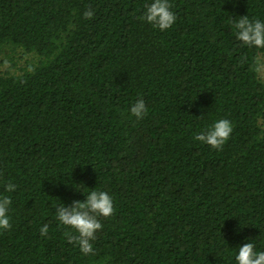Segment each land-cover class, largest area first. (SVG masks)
<instances>
[{
  "label": "trees",
  "instance_id": "trees-1",
  "mask_svg": "<svg viewBox=\"0 0 264 264\" xmlns=\"http://www.w3.org/2000/svg\"><path fill=\"white\" fill-rule=\"evenodd\" d=\"M147 2L0 0V50L36 59L0 74V264H234L247 240L264 250V47L234 29L264 20V0H169L163 32L140 19ZM222 118L220 149L194 139ZM81 183L114 205L87 255L54 214L83 201Z\"/></svg>",
  "mask_w": 264,
  "mask_h": 264
},
{
  "label": "clouds",
  "instance_id": "clouds-1",
  "mask_svg": "<svg viewBox=\"0 0 264 264\" xmlns=\"http://www.w3.org/2000/svg\"><path fill=\"white\" fill-rule=\"evenodd\" d=\"M85 17H92L91 10L84 13ZM140 19L161 32L168 30L175 22L176 16L171 10L169 0H149L145 3ZM235 37L245 46L264 47V20L250 19L247 15L240 16L234 21ZM130 115L137 120L142 119L147 108L143 99H137L130 106ZM233 125L228 119L214 120L194 139L213 149H220L229 139ZM72 187L80 192L84 199L73 200L70 204L60 203L55 208V218L59 225L66 229L64 235L69 243L77 246L82 254L93 252V241L96 233L101 230L100 217L108 218L114 213L112 196L97 187L87 188L81 184ZM81 188L83 190H81ZM6 193L16 191V185L8 182L4 185ZM11 199L9 195H0V231L11 227L9 211ZM48 226L40 228V234L45 235ZM234 264H264V250H257L251 240L238 245L233 257Z\"/></svg>",
  "mask_w": 264,
  "mask_h": 264
},
{
  "label": "rangeland",
  "instance_id": "rangeland-1",
  "mask_svg": "<svg viewBox=\"0 0 264 264\" xmlns=\"http://www.w3.org/2000/svg\"><path fill=\"white\" fill-rule=\"evenodd\" d=\"M258 76L264 85V54L258 56ZM35 57L17 49L3 48L0 50V74H18L34 64ZM264 127V119L261 121Z\"/></svg>",
  "mask_w": 264,
  "mask_h": 264
}]
</instances>
